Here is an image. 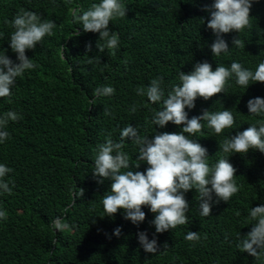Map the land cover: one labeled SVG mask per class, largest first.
<instances>
[{
	"label": "trees",
	"instance_id": "16d2710c",
	"mask_svg": "<svg viewBox=\"0 0 264 264\" xmlns=\"http://www.w3.org/2000/svg\"><path fill=\"white\" fill-rule=\"evenodd\" d=\"M100 2L0 0V52L15 63L17 56L10 48L13 29L6 21L23 9L56 25L53 35H46L34 50H26L37 67L17 77L10 97L0 98V115L15 111L21 117L9 121L4 129L9 138L0 143V164L13 170L4 178L12 194L0 193V210L7 212V218L0 219V264H264V256L256 259L237 247L239 238L255 223L251 208L264 204V153L225 154L219 148L225 138L264 120V115H250L246 107L250 99L264 98V83L244 88L233 76L223 93L208 100L198 97L195 108L185 109L189 119L203 110H229L234 116L233 126L220 134L206 121L201 122V132L185 134L207 149L210 167L228 158L236 169L238 192L227 203H217L213 193L210 216L199 214V195L192 189L185 193L188 223L162 234L150 223L155 214L149 206H142L146 218L138 226L123 218V209L109 217L101 200L110 191L111 181L98 184L92 175L97 145L109 133L119 141L128 125L148 139L158 133L182 132L184 125L169 122L160 128L152 124L162 104L138 96L137 88L163 77L167 95L172 85L180 83L179 73H190L198 62H208L213 71L232 62L255 71L264 61V0L252 4L250 27L222 36L229 50L219 56L211 52L216 37L207 27L210 13L205 11L214 0H122L126 17L109 23L110 30L119 34L118 48L104 51L96 47L99 34L85 33L71 12ZM233 38L244 40L245 47L233 46ZM89 43L91 52L86 51ZM102 86L113 87L114 94L95 97V89ZM133 106H137L135 113ZM104 109L111 115H104ZM124 145L131 170L145 172L149 165L137 161L138 146L131 140ZM79 189L84 190L83 196ZM56 217L70 228L52 229ZM116 228L121 229L119 237L114 235ZM188 231L199 233L200 240H185ZM139 232L156 239L155 254L144 251Z\"/></svg>",
	"mask_w": 264,
	"mask_h": 264
},
{
	"label": "clouds",
	"instance_id": "9594fccd",
	"mask_svg": "<svg viewBox=\"0 0 264 264\" xmlns=\"http://www.w3.org/2000/svg\"><path fill=\"white\" fill-rule=\"evenodd\" d=\"M254 2L256 0H214L210 8H205V11L210 13L207 27L216 37L211 45L214 56L229 50L228 43L222 38L224 34L233 30L239 33L245 27H250V9ZM71 12L85 33L99 34L96 44L99 51H104L105 48H118L119 34L110 30L109 23L114 18L126 17L127 9L122 0H101L87 10L73 9ZM6 23H10L13 29L10 34V48L16 53L18 63L13 62L4 51L0 52V98L10 97L11 88L15 85L17 77L26 70L37 67L33 60L26 56V50H34L46 35L54 34L53 29L56 27L54 22L42 20L36 13L23 9ZM79 35L80 32L77 31L76 36ZM232 44L237 48L245 47L239 38H233ZM86 51H92L91 43L86 45ZM233 76L236 84L244 88L253 83H264V61L258 64L255 71L244 68L239 62H232L230 67L217 66L213 71L208 62H198L190 73L185 74L182 71L179 73L180 83L172 85L167 95L162 87L163 77L151 80L147 87L136 89L138 96H146L152 104H162V108L155 111L152 124L164 128L172 122L176 126L184 127L180 133L163 132L156 134L153 139H148L140 136L137 128L128 125L121 130L119 141H114L109 133L105 142L97 145L92 175L98 184H103L105 180L111 181L110 191L105 193L101 200L107 216L111 217L119 209H123L125 212L123 218L138 226L146 218L142 206H149L150 211L155 214L150 223L154 225L156 233L162 234L175 229L178 225L188 223L186 214L189 211V204L185 199L186 192L192 189L197 191L199 214L203 217L211 215L213 193L217 197V203L220 200L227 203L238 192L234 180L236 169L229 163L228 158H221L210 167L207 162V149L185 135L201 132L204 127L202 121H206L207 126L213 129L215 134H220L224 129L233 126L234 116L229 110L218 112L203 110L202 115L191 119L185 111L186 108H195L198 97L208 100L223 93L226 82ZM114 92L113 87L102 86L97 87L93 95L111 96ZM246 107L250 115L262 116L264 98H252ZM131 111L135 113L137 106H133ZM104 115L111 113L104 109ZM19 119L21 117L15 111H7L0 115V143L9 138V133L4 130L9 121ZM125 140H131L138 146L137 161L149 165L145 172L131 170L129 156L123 151ZM219 148L225 154H247L249 150L264 153V120H258L243 132L225 138L219 144ZM134 167L138 169L140 163H136ZM122 169L127 171H121ZM12 171L11 168L0 164V193L12 194V187L4 179ZM79 190L83 196L84 190ZM6 218L7 212L0 210V219ZM250 218L255 223L246 236L239 238L237 247L241 252L260 259L264 256V204L251 208ZM50 226L57 231L70 228L61 217H56ZM114 235L119 237L121 229L116 228ZM137 235L146 253L155 254L159 250L155 238L149 240L145 232H139ZM184 238L190 242H198L201 237L199 233L188 231Z\"/></svg>",
	"mask_w": 264,
	"mask_h": 264
},
{
	"label": "bare ground",
	"instance_id": "6f19581e",
	"mask_svg": "<svg viewBox=\"0 0 264 264\" xmlns=\"http://www.w3.org/2000/svg\"><path fill=\"white\" fill-rule=\"evenodd\" d=\"M255 21H256V20H255ZM250 24H251V22H250ZM254 25H255V24H254ZM254 29H255V28H254ZM244 32H245V31H244ZM233 36H234V35H233ZM254 37H255V36H254ZM246 38H247V37H246ZM242 39H243V38H242ZM247 41H248V40H247ZM243 42H244V40H243ZM94 43H95V42H94ZM127 43H128V42H127ZM249 45H250V44H249ZM69 51H70V50H69ZM240 51H241V50H240ZM241 52H242V51H241ZM248 53H249V52H248ZM44 56H45V55H44ZM88 57H89V56H88ZM89 58H90V57H89ZM91 58H92V57H91ZM94 59H95V58H94ZM57 60H58V59H57ZM81 60H82V59H81ZM44 62H45V61H44ZM56 62H57V61H56ZM59 62L62 63V61H59ZM60 65H61V64H60ZM60 65H59V66H60ZM57 66H58V65H57ZM65 66H66V65H65ZM44 69H45V68H44ZM53 69H54V68H53ZM40 70H41V69H40ZM42 70H43V69H42ZM42 70H41V71H42ZM49 71H50V70H49ZM49 71H48V72H49ZM54 71H55V70H54ZM66 71H67V70H66ZM44 72H45V71H44ZM52 72H53V71H52ZM61 73H62V72H61ZM40 74H41V73H40ZM66 75H67V74H66ZM51 77H53V76H51ZM67 81H68V80H67ZM59 82H60V81H59ZM59 82H58V83H59ZM68 82H69V81H68ZM52 84H53V83H52ZM57 86H58V85H57ZM51 87H52V86H51ZM67 87H68V86H67ZM55 88H56V87H55ZM39 89H40V88H39ZM26 90H27V89H26ZM37 91H38V90H37ZM39 92H40V91H39ZM34 93H35V92H34ZM42 93H43V92H42ZM44 94H45V93H44ZM36 96H37V95H36ZM36 96H35V97H36ZM38 97H39V96H38ZM41 97H42V95H41ZM220 102H221V101H220ZM30 108H31V107H30ZM23 113H24V112H23ZM32 116H33V115H32ZM65 139H66V138H65ZM66 140H67V139H66ZM65 144H67V143H65Z\"/></svg>",
	"mask_w": 264,
	"mask_h": 264
}]
</instances>
